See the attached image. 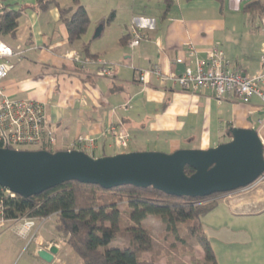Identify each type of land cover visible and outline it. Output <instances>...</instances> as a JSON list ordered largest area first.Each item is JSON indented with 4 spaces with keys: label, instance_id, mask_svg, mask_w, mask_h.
<instances>
[{
    "label": "crops",
    "instance_id": "obj_1",
    "mask_svg": "<svg viewBox=\"0 0 264 264\" xmlns=\"http://www.w3.org/2000/svg\"><path fill=\"white\" fill-rule=\"evenodd\" d=\"M143 1L128 6L129 25H124L123 32L119 30L114 41H107L111 24L93 23L88 14L86 33L70 44L56 7L41 11L35 0H0V9L21 13L15 36L6 37L4 43L22 52L21 57H13L17 59L14 69L0 88L9 98L44 106L46 123L56 140L53 152L78 150L99 158L128 152L207 150L228 142L231 128H252L264 143V105L255 96L228 95L217 103L208 90L183 92L171 81L160 83L154 77L145 85L138 81L140 71L155 65L164 75L176 74L177 61L185 69H194L195 60L205 63L213 48L221 50L226 69L233 73L264 72V13L246 10L255 0H241L236 11L230 8L229 0H171L168 9L164 0ZM55 2L62 7L71 4ZM134 28L143 36L130 48ZM101 38L103 41L94 45ZM75 55L103 61L112 75L99 77L97 65L81 68L71 58ZM110 126L128 135L127 149L113 145L106 134ZM79 137L87 142L74 147ZM252 190L221 195L209 214L223 201L234 217L261 215L264 194ZM17 224L10 222L0 233V264H64L60 257L72 249L60 242L54 224L38 223L30 233L33 239L18 236ZM220 231L227 239L236 234L227 226ZM53 246L57 253L51 262L38 257V251Z\"/></svg>",
    "mask_w": 264,
    "mask_h": 264
},
{
    "label": "trees",
    "instance_id": "obj_2",
    "mask_svg": "<svg viewBox=\"0 0 264 264\" xmlns=\"http://www.w3.org/2000/svg\"><path fill=\"white\" fill-rule=\"evenodd\" d=\"M164 3L168 9L171 0H164ZM35 5L41 11L48 10L50 6L56 7L59 21L67 30L70 44L80 40L90 25L87 10L79 0H71L70 7L59 6L55 0H35ZM246 10L264 13V0L253 1ZM20 14L19 10L6 7L0 9L2 42L6 37L15 36ZM87 47L88 45L83 46L85 52ZM184 172L188 176L193 173L189 168H185ZM221 195L224 194L204 198H178L151 187L141 189L122 185L103 190L97 185L70 181L40 195L23 198L17 195L10 197L0 187V201L7 220L54 218L55 232L73 250L82 264H154L142 257V254L151 252L153 247L152 239L143 226V221L148 216L160 221L166 234L179 243L183 239L178 235L181 231L178 226L191 222L187 236L196 239L208 264H217L199 221L216 209ZM124 201L129 209L126 215L118 209V204ZM125 218L130 225L122 228ZM124 232L128 236V245L109 248L117 236Z\"/></svg>",
    "mask_w": 264,
    "mask_h": 264
},
{
    "label": "water",
    "instance_id": "obj_3",
    "mask_svg": "<svg viewBox=\"0 0 264 264\" xmlns=\"http://www.w3.org/2000/svg\"><path fill=\"white\" fill-rule=\"evenodd\" d=\"M176 68L177 75L185 70L182 64ZM228 138V142L207 150H178L171 154L128 152L99 158L78 150L0 148V187L23 198L70 181L97 185L103 190L122 185L151 187L178 198L232 193L247 188L264 173V146L252 128H231ZM185 168L193 173L186 175ZM56 253L53 246L37 255L51 262Z\"/></svg>",
    "mask_w": 264,
    "mask_h": 264
},
{
    "label": "built area",
    "instance_id": "obj_4",
    "mask_svg": "<svg viewBox=\"0 0 264 264\" xmlns=\"http://www.w3.org/2000/svg\"><path fill=\"white\" fill-rule=\"evenodd\" d=\"M240 1L229 0L230 8L235 11L238 10ZM261 22L264 28V17ZM142 36L134 28L129 47H136ZM262 52L261 63L264 64V47ZM21 56L20 48L14 49L0 40V83L14 69L13 63L4 60ZM71 58L81 68L89 64L97 65V75L99 77H110L112 75L110 67L99 59L83 58L77 55ZM177 64H180V61H177ZM150 77L156 78L160 83L171 81L174 86L183 92L197 93L201 90H208L212 92L217 103H221L226 96L233 95L237 98L255 96L264 105V72L249 75L227 70L223 54L218 48H213L207 52L205 63L195 60L194 69L186 68L179 75H164L157 65L138 73V81L143 85L148 83ZM106 134L112 138L115 147L122 150L127 149L128 135L119 132L114 126H110ZM83 142H87V139L79 137L74 147L82 145ZM55 143L54 131L48 127L45 120L44 106L35 101L9 98L0 88V148L17 151L35 149L53 152L52 149ZM262 144L264 146L263 141ZM263 182L264 173L247 189ZM6 193L10 197L14 196L11 193ZM49 219L23 218L18 221L17 235L22 238L28 237L38 223H44ZM10 222L17 221H9L5 218L3 203L0 201V233L7 230ZM30 239H33V236H30Z\"/></svg>",
    "mask_w": 264,
    "mask_h": 264
},
{
    "label": "rangeland",
    "instance_id": "obj_5",
    "mask_svg": "<svg viewBox=\"0 0 264 264\" xmlns=\"http://www.w3.org/2000/svg\"><path fill=\"white\" fill-rule=\"evenodd\" d=\"M58 1L69 4L71 0ZM79 2L86 8L93 23L111 24L108 34L109 39H107V41H114L119 34V30L121 29L123 32L125 30L124 25H129V14L126 13L128 6L140 5L144 1L79 0ZM146 4L149 6V2H146ZM158 5L161 6L159 3ZM70 6L71 4L68 5V7ZM103 39L104 38H101L99 41L95 42L94 45L100 44ZM9 60L12 63L17 61L16 58H9ZM250 190H261L264 194V182L249 189V191ZM118 209L123 215L129 212L125 201L118 204ZM199 222L201 230L207 235L211 242L218 264H261L262 259L264 264V213L258 216L234 217V215L230 214L225 203L221 201L219 209L202 218ZM53 224L54 218L47 220L48 226L51 227ZM129 225L130 222L125 218L122 228H126ZM143 226L147 230L153 243L151 252L142 254L145 260L153 261L154 264H208L204 259L203 251L196 239L192 236H187L188 227L192 226L191 222H186L178 226L181 230L178 235L180 239H183L181 243L167 235L162 223L152 216H148L143 221ZM226 226L230 229L232 228L236 232V234L232 235L231 239H227V236L220 231ZM15 228H17V225ZM30 236L31 234L24 238L29 239ZM61 241L60 239V242ZM127 245L128 236L124 232L117 236V239L109 245V248H114L116 246L126 247ZM22 254L19 255L18 260L21 259ZM60 261L64 264H82L78 256H76L72 250H68V252L63 254L60 257ZM53 264L56 263L54 262Z\"/></svg>",
    "mask_w": 264,
    "mask_h": 264
}]
</instances>
